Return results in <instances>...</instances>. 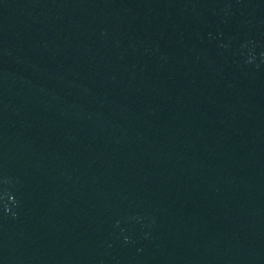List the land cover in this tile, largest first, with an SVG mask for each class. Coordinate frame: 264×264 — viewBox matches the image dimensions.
Returning a JSON list of instances; mask_svg holds the SVG:
<instances>
[{
	"label": "water",
	"instance_id": "water-1",
	"mask_svg": "<svg viewBox=\"0 0 264 264\" xmlns=\"http://www.w3.org/2000/svg\"><path fill=\"white\" fill-rule=\"evenodd\" d=\"M0 264H264V0H0Z\"/></svg>",
	"mask_w": 264,
	"mask_h": 264
}]
</instances>
